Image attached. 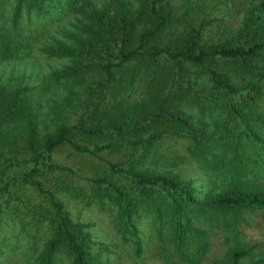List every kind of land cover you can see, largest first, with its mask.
Wrapping results in <instances>:
<instances>
[{
  "label": "trees",
  "instance_id": "1",
  "mask_svg": "<svg viewBox=\"0 0 264 264\" xmlns=\"http://www.w3.org/2000/svg\"><path fill=\"white\" fill-rule=\"evenodd\" d=\"M171 1L0 0V15L7 10L0 16V62L21 63L26 71L37 34L38 51L58 61L32 85L0 80V225L9 218L20 232L39 224L48 230L29 264H105L106 244L94 240L56 195L71 191L68 179L75 173L55 158L65 144L92 155L125 150L108 162L107 173L89 178L87 203L108 211L136 254V224L146 215L166 225L174 250L189 259L193 212L219 213L230 228L227 212L236 223L242 210L264 207V193L199 199L187 182L148 165L162 155L167 137L184 138L191 159L225 166L232 177H247L253 164H264V137L247 122L264 115V108L256 110L264 101V3L252 4L236 38L206 41L201 26H180ZM71 110L75 119L60 121ZM27 188L38 198L23 201Z\"/></svg>",
  "mask_w": 264,
  "mask_h": 264
},
{
  "label": "rangeland",
  "instance_id": "2",
  "mask_svg": "<svg viewBox=\"0 0 264 264\" xmlns=\"http://www.w3.org/2000/svg\"><path fill=\"white\" fill-rule=\"evenodd\" d=\"M262 2L264 3V0L171 1L174 15L179 16L180 26H201L202 37L206 41L236 38V29L250 12L252 4L259 5ZM3 11L0 16H7V10ZM39 37L37 34L31 41L26 58V71L22 70L21 63H15L12 67L10 63L0 62V80L7 79L12 83L21 80L22 84L32 85L39 81L44 71L58 64L57 60L47 58L35 47L39 43ZM57 90L60 94L65 93V89ZM263 108L264 101H258L256 110L262 111ZM72 111L74 110L68 113L69 116L61 117L60 121L74 120L76 114ZM191 112L193 121L199 123L201 114L198 108H191ZM246 118L252 119L250 115ZM247 122L264 137V115L258 122L253 119ZM186 142L184 138H164L162 155L149 159V167L154 171L174 174L184 180L192 188L194 195L202 200L207 195H220L237 190L250 194L264 193L263 163L253 164L255 170L247 177H232L229 168L225 166L214 165V162L202 165L191 159L184 149ZM124 154L125 150H99L92 155L74 151L66 144L54 151L56 160L75 170L74 175H69L68 179L71 191H57L56 195L73 219L87 224L94 240L106 244L107 247L101 251V259L105 264H264V207L242 210L235 218L236 223H233L234 214L227 212L224 214V221L230 228L222 226L220 222L223 217L219 213H216V217L208 218L206 213L203 215L193 212L197 215L192 216L195 229L191 231L189 243L185 244L186 250L190 252L189 259L174 250L173 243L168 241L169 232L166 225L163 224L160 228L157 220L150 214L146 215L136 224L140 248L136 254L133 244L130 241H122L118 236L108 211L94 201L87 203L92 187L89 178L107 173L108 162L117 161ZM175 154L177 157L172 158ZM251 164L252 161L246 159L247 168ZM66 176L68 174L61 177ZM56 179V175L51 176L48 182ZM21 197L26 202L31 198H38V195L33 189L27 188ZM10 216L12 214L7 213V217ZM47 234L48 230L43 224L29 226L26 232H20L15 219H4L0 225V238L1 235L5 236L3 240L0 239V264H29ZM199 246L203 247L201 253L196 251Z\"/></svg>",
  "mask_w": 264,
  "mask_h": 264
}]
</instances>
